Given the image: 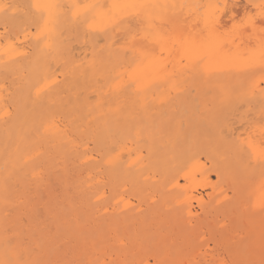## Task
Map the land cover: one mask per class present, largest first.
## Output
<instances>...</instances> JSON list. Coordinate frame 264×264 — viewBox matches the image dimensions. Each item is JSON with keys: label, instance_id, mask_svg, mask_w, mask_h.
Returning <instances> with one entry per match:
<instances>
[{"label": "bare ground", "instance_id": "6f19581e", "mask_svg": "<svg viewBox=\"0 0 264 264\" xmlns=\"http://www.w3.org/2000/svg\"><path fill=\"white\" fill-rule=\"evenodd\" d=\"M242 1L0 0L18 6L7 20L0 13V72L14 77L7 81L9 75L0 76V132L5 140L13 138L7 161L12 169L23 165L25 174L32 170L31 161L41 156L43 141L65 155L71 148H83L75 162L85 166L88 180L80 192L93 193L101 201H96L94 217L86 215L84 221L94 223L98 234L111 231L116 220L122 225L128 242L120 254L131 256L121 264H205L207 257L216 264H264V0ZM239 16L253 17L256 23L247 30L234 29ZM78 81L102 83L86 93L97 103L73 104L79 125L34 116V107L55 100ZM16 84L31 92L29 113L20 114L11 100ZM205 90L216 111L206 106L201 107L202 115L188 111L184 103L192 99V91L201 102ZM105 104L110 115L124 109L129 118L148 104L167 115L184 104L185 117L175 122L174 116L167 117L166 135L164 121V126L155 121L148 134L156 139L149 146L144 142L146 147L140 143L146 134L142 123L131 125L133 138L116 133L121 146L114 152L111 147L117 142L110 134ZM147 113L142 122L149 119ZM113 121L121 126L123 120ZM25 133L34 138L31 143ZM88 135L93 144L106 148L104 154L88 149V142L81 144ZM3 162L0 180L1 170L9 166ZM102 163L120 189L116 201L107 200L106 185H99L104 179ZM128 179L131 185L141 184L135 186L137 195L121 193V180ZM74 230L81 242L87 232L84 224ZM11 248L5 250L8 258ZM219 251L224 256L215 261L212 254ZM145 253L152 254V263ZM90 255L86 253L84 261L97 264ZM18 257H13L17 264ZM112 263L109 259L101 264Z\"/></svg>", "mask_w": 264, "mask_h": 264}, {"label": "rangeland", "instance_id": "374dc122", "mask_svg": "<svg viewBox=\"0 0 264 264\" xmlns=\"http://www.w3.org/2000/svg\"><path fill=\"white\" fill-rule=\"evenodd\" d=\"M238 19H241V17L239 16ZM75 44L77 45V42H75ZM54 60L56 61L57 58L54 57L52 61L55 62ZM6 75L8 76L9 74H4L0 72V76H6ZM9 77L10 78H7V81H11L12 78H14V77H11L10 75ZM27 81H28V78H27ZM86 83L87 82L85 81H81V83L78 81L76 83L77 85L75 84L72 85L74 88L71 86V88L68 91L63 90L62 92H59L57 96H55V100L49 101L48 103L44 102L42 104H39V107L37 106V108L34 107V110H35L34 116L35 117L38 116L39 117L37 118L38 120L40 118L42 120L43 118L49 119L52 117L53 118L59 117L61 119L73 122L76 118V116H73L72 114V113L76 114V112L73 110L74 103L78 102L79 104L80 103L83 104L86 100L91 103L98 102V100L94 96H93L94 98L89 97L91 99L93 98L92 100L91 99L89 100V98H87V94H88L87 92H91L94 89H96L95 84L96 86H98V84L99 86H101L102 83H96V81L91 82V84L90 83L86 84ZM80 84H83V86ZM21 87H23V85L21 86V85L16 84V86H13L15 90H14L13 95L11 96V100L17 105L20 114L25 113V112L29 113L31 110V101H33L31 92L25 89L20 90ZM92 87L93 89H91ZM81 88H85L84 89L85 92ZM193 92L194 91H192L191 93L192 99L190 98L189 101L184 103L186 104L188 111L196 112V114L200 113V115H202V113L204 114V110L200 112L202 106H206V109L207 110L210 109L211 112L216 111V103L214 102V100H211V98H209L210 92H207V90L204 91L206 95L201 100V102L199 101L197 97H194L195 92L194 93ZM211 97H214V96H211ZM105 100L107 99H104V101ZM195 100H197L198 103L196 102L195 104L194 102ZM184 104L175 106L176 108L172 107V109H174V112H173L174 114L168 113L172 117L174 116V120L172 121L175 122L176 120L179 121L180 119H184L185 117L183 114L184 110H182V106ZM28 105H29V108H28ZM106 105L107 104L104 105V108H106L104 112L106 111L108 115H106L105 118L107 117L109 118L108 127L111 132L110 134L114 135L113 137L114 139L117 134L119 135L122 132L128 137H130L129 135L131 136L134 135L133 130H135V128L139 126V125L136 126L138 122H139L138 124L142 123V125L140 126L144 127L143 133H146L145 134L146 137H144L145 135L142 134L141 142H140V143H143L144 147H146V145L149 146V144L151 145V142L153 144L156 139V137H152L151 134H148L150 133L149 131L151 130L152 124L155 123V121H159L160 123L164 121V123L166 124L165 126L162 123L159 124V122L158 124L161 126H164L163 127L164 135L167 134L168 125H167L166 119L167 117H171V116L165 114V112H163L165 110H162V108L159 109L158 111H156L155 109L152 110L150 109L152 106L148 104L147 106L148 109L147 108L145 110L138 109L137 110L138 112L136 111V113L132 115L131 118H129L125 114L124 109L120 110L119 113L116 115L114 114L110 115V113H108L109 108ZM70 108H72V112H70ZM172 109L169 111L172 112L173 111ZM145 111H147L148 112L147 114H149V119L144 120L146 121V124L144 121H143L144 123L142 122V119H145L144 117ZM154 115H156V117ZM160 115H162V118L160 117ZM125 117H126V120H125ZM139 117H143V118L139 119ZM113 120H117L118 122H121V120L123 121L121 122V126H120V125H116V122ZM73 123H74L72 124L73 127H75V125L80 124L79 121H76V122L74 121ZM131 125L132 127L135 126L133 130L131 128ZM2 136L3 135L0 132V160L4 157L2 161L7 163V165L9 166L5 165L6 171L4 169L1 170L4 172L1 173V180H0L2 182V185H0V191L3 190L2 192H0V199L3 200L4 202L3 205L0 204V240L2 241L1 246H3V244L5 245V247L0 246V264H17L13 260V257H18V256L21 259V260L19 259L18 264H28V263L29 264H87L86 261H84L86 253H91L90 261H92V263H97V264H101L103 261L105 263H108L109 259H112L113 261L112 264H121L120 263L121 260L123 261L125 260L127 261V259L129 260L130 258L129 256L131 255H128V258L127 257L124 258V257H121V254H120L121 248L128 241L124 237V235L121 234L122 225L119 224L117 220H116V223L111 224L112 225L111 231H109L108 233H105L104 230L99 231L101 234H98L97 231L94 232L97 229V227L93 225L94 223H92L90 220L89 222L84 221L85 217H87L86 215H89L91 218L94 217L93 213L95 212V209L97 210L96 206H98V203H100L101 201L93 193L85 195L83 194V192L82 193L80 192L83 186L85 187L87 186L86 185L87 183L85 181L88 180V178L86 180L87 176L85 172H83V169H86L84 168L85 166L82 167V165H80L79 162L78 163L75 162L77 158L84 153L83 148H80L77 150H74L71 148L69 150L71 151L70 154L65 155L62 152L54 150L53 143L51 145V143H48V142L45 143V141H43V144L40 145L41 147H39L40 153H42L41 156L39 157V159L36 158V160L31 161V164L34 162L32 164L31 172L29 173L26 172L25 174H23L25 172L24 171L25 168H23V165L19 166V168L12 169L13 164L11 163V161L9 160L7 161V159H9V155L7 153L11 148V143L13 142V138H11L12 136L10 135L7 140H5V137H2ZM24 137L26 138V142L28 143H31L32 139H34L32 135L28 133H25ZM89 137L90 136L88 135V139H85V140L83 139L84 137L81 138L83 140V141L81 140L82 141L81 144L88 142L89 144V145L87 144L88 149H90L91 151L92 150L95 151V149L97 148L96 150H99L101 154H104V151H106V148H102V145L93 144L91 141L92 138L90 139ZM143 137L146 140L143 141L142 139ZM110 140H113V139H110ZM76 141L78 142L80 140L76 139ZM114 142L115 144L117 142V144L116 145L114 144L115 145L114 147H111V146L110 147L115 152L117 150V149L115 150V148L119 147V145L121 146V142L119 143L117 140ZM144 142H146V145ZM99 146H101L102 149H100ZM169 151H170L169 148H165V152L168 153V155L171 152ZM6 154L8 158H6ZM176 155L180 158H183V153L177 152ZM101 167H102L101 172L102 174H104L103 177L104 179L105 178L106 179L105 180L103 179L102 183L99 185H104V186L106 185L105 187H107L108 189L107 190V200L110 201L111 199L114 198V200L112 201H116L118 198V195H116L117 194L116 190L118 189L117 191L119 192L120 189L119 187H114L115 183L113 182V178L112 177L110 178L108 174V169L104 165V163L101 164ZM20 170L22 174L19 173ZM80 171L83 172L82 175H79L81 174ZM36 174L37 176L38 175L39 176L34 178V175L36 176ZM129 178H132V177H129ZM212 179L213 181L215 180L214 177H212L211 180ZM91 181L94 182L93 179ZM122 182H123V185H122ZM129 182H131L130 179L126 181L121 180V185H122L121 193L125 192L126 194H133V193L136 194L135 192L137 191L136 190L137 187L135 188V186H138L139 183L137 185H131L132 182L131 184ZM196 183H199V181H197ZM129 184L131 185V187ZM140 185L141 184H139V186ZM196 185L197 187L196 186L195 187L198 188V184ZM85 187H83V190ZM4 191L6 192V194ZM141 194L143 193H140L139 195L141 196ZM114 195L117 198H115ZM96 201H98V203H96ZM86 206H88V209L86 208ZM86 210H89V211L87 212ZM121 215L124 216L123 214ZM121 215H117L118 218ZM107 220H109V216L102 218V222H107ZM111 222H114V221H111ZM62 223L65 225H63ZM78 223L84 224V229L87 230V232L83 233L84 237L81 242H78L76 238H74L73 236L77 231V230H74V228H76ZM73 225L75 226L74 228H73ZM136 227L137 226L134 224L132 228L135 229ZM99 235L101 237L100 239L98 238ZM204 235L208 239V236L206 234ZM204 235L201 237H203V239L206 240ZM16 236L18 237V239L15 238ZM113 238H117L118 242L114 243ZM122 239L123 241H121ZM79 243H81V245ZM208 244L210 247H212L211 242L210 243L208 242ZM104 246H107L108 248L104 249ZM8 248H11V251L13 253L12 255H8L10 258H8L7 253H5V250ZM115 249L116 250L118 249L117 252H119L120 255L119 254L117 256L114 255L116 251L113 252V250ZM149 251L151 252V250ZM103 252H104V255H102ZM135 252L136 251L134 250L132 251L131 254L133 255ZM218 253L220 254H217V255H215V253L212 254V256L214 257V260H215V257L217 259L223 258L224 255L223 256L221 255L222 252L219 251ZM110 255L112 258L108 257ZM145 255L147 256L149 255L148 257L147 256L146 257L149 258L148 259L149 262L152 263L151 261L152 258L150 257V255L152 254L145 253ZM207 260H208V257L204 260L206 261L205 264L207 263ZM201 261H200V264H202ZM208 263L214 264L215 262L212 263V262H209L208 260Z\"/></svg>", "mask_w": 264, "mask_h": 264}, {"label": "snow or ice", "instance_id": "6c2138e0", "mask_svg": "<svg viewBox=\"0 0 264 264\" xmlns=\"http://www.w3.org/2000/svg\"><path fill=\"white\" fill-rule=\"evenodd\" d=\"M35 7H40V6L37 5ZM17 8H18L17 5L0 2V13H2L4 15L6 20L10 17V15L15 14ZM260 17H261L260 23L264 24V5L261 6ZM255 23H256V21L253 17H246V18H242L237 23H234L233 28L234 29L239 28V29L247 30V28L250 25L254 26Z\"/></svg>", "mask_w": 264, "mask_h": 264}]
</instances>
